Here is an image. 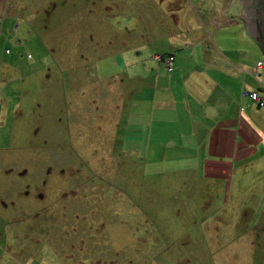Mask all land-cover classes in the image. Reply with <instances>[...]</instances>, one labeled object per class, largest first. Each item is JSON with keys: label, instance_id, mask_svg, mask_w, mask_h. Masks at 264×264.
Instances as JSON below:
<instances>
[{"label": "rangeland", "instance_id": "374dc122", "mask_svg": "<svg viewBox=\"0 0 264 264\" xmlns=\"http://www.w3.org/2000/svg\"><path fill=\"white\" fill-rule=\"evenodd\" d=\"M204 13L198 0H0V264H252L264 220H219L226 192L185 176L179 196L171 163L130 151L166 57H189L200 27L213 44ZM242 31L240 58L264 64ZM251 76L264 91V69Z\"/></svg>", "mask_w": 264, "mask_h": 264}, {"label": "crops", "instance_id": "0c3cea01", "mask_svg": "<svg viewBox=\"0 0 264 264\" xmlns=\"http://www.w3.org/2000/svg\"><path fill=\"white\" fill-rule=\"evenodd\" d=\"M198 1L205 12V26L213 31L210 34L213 44L206 49L199 43L206 38L202 28H198L190 56L174 65V55L169 71L171 76L157 85V90L161 91L153 94L151 99L140 100L143 116L138 118L140 114H137L140 125L131 128L134 147L130 151L135 154H130L145 156L148 161L171 163L162 176L173 174L179 178L176 188L179 196L185 195V176L193 182L198 178L199 188L204 191L208 189L214 193L216 188L219 197L226 192V213H220L219 220H232L236 210L240 209L238 219L248 220L249 225L250 220H254V227L255 220H264V107L252 104L242 95L244 89L258 91L264 102V91L251 76L260 75L264 64L259 57L256 62L240 58V27L243 35L260 45L261 40L251 21L255 17L251 7L258 1L215 0L209 5L206 0ZM173 40L172 48L177 46L178 37ZM258 63L261 65L255 73ZM250 66H253L252 70L248 68ZM130 77L131 81L140 83L137 86H145L143 79L136 75ZM178 85L182 87V99L173 92ZM129 105L132 110L134 102ZM156 112L158 117L155 119ZM168 112L172 114L168 115ZM131 115L133 117L134 113ZM142 136L145 143L140 151L137 145ZM157 141L159 147L154 146ZM158 173L156 177H159ZM253 231L251 250L248 249L252 252V264H264V223H258Z\"/></svg>", "mask_w": 264, "mask_h": 264}, {"label": "flooded vegetation", "instance_id": "af4514ba", "mask_svg": "<svg viewBox=\"0 0 264 264\" xmlns=\"http://www.w3.org/2000/svg\"><path fill=\"white\" fill-rule=\"evenodd\" d=\"M258 1V6L253 4L252 8L254 6V13L253 15L255 17H253L251 19L252 24L254 26V28L256 29V33L259 35V39L261 40L260 43L262 45H264V0H257ZM249 8H250V3L248 4ZM248 21V20H247ZM173 55V54H170ZM160 58V57H159ZM162 59V58H160Z\"/></svg>", "mask_w": 264, "mask_h": 264}, {"label": "built area", "instance_id": "2783aa9c", "mask_svg": "<svg viewBox=\"0 0 264 264\" xmlns=\"http://www.w3.org/2000/svg\"><path fill=\"white\" fill-rule=\"evenodd\" d=\"M172 55H170L169 57H166V65H167V68L169 71L172 70V67H171V64H172V61H173V58L171 57ZM157 59L159 60L160 58L157 57ZM261 65V63H258L257 64V67H256V70L254 71L255 73H257V68ZM244 96H250L251 99L258 104L259 107H264V102L259 94L258 91H252V92H245L244 93Z\"/></svg>", "mask_w": 264, "mask_h": 264}, {"label": "water", "instance_id": "95a60500", "mask_svg": "<svg viewBox=\"0 0 264 264\" xmlns=\"http://www.w3.org/2000/svg\"><path fill=\"white\" fill-rule=\"evenodd\" d=\"M259 46H260V48H261V50H262V52L264 54V46L262 44H260Z\"/></svg>", "mask_w": 264, "mask_h": 264}, {"label": "trees", "instance_id": "16d2710c", "mask_svg": "<svg viewBox=\"0 0 264 264\" xmlns=\"http://www.w3.org/2000/svg\"><path fill=\"white\" fill-rule=\"evenodd\" d=\"M172 67V66H171Z\"/></svg>", "mask_w": 264, "mask_h": 264}]
</instances>
